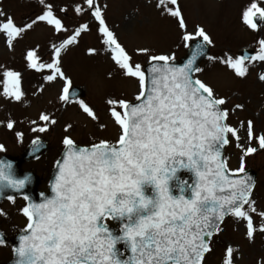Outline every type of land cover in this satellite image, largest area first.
Returning a JSON list of instances; mask_svg holds the SVG:
<instances>
[{
    "label": "snow or ice",
    "instance_id": "obj_1",
    "mask_svg": "<svg viewBox=\"0 0 264 264\" xmlns=\"http://www.w3.org/2000/svg\"><path fill=\"white\" fill-rule=\"evenodd\" d=\"M38 2L44 10L30 23L18 27L10 16L0 22V33L5 35L9 47L37 22H46L57 33L67 31L52 5L46 0ZM84 3L103 44L113 53L112 60L125 77L138 81L137 103L123 99L106 101L120 130L115 142L100 140L90 147H78L70 137L63 138L64 153L55 163L57 172L50 184L51 195L42 194L38 203L23 197L28 203L20 211L27 224L13 249L14 264H206L213 250V237L222 231L221 225L229 216L245 220L247 236L252 239L250 213L256 212L251 199L255 181L245 170V157L257 149H242L239 168L227 169L223 149L230 143L229 136L241 147L240 137L227 123L229 110L223 107L226 99L217 96L196 75L203 71L196 61L205 56V47L213 43L211 38L199 26L194 35L186 31L177 0H157L162 14L179 19V27L185 30L182 41L185 48H191V55L177 66L174 54L154 55L147 48L139 49V53L148 56L146 74L140 64H132L118 43L106 23L103 8L94 0ZM84 11L81 6L75 7L78 15ZM4 16L0 10V17ZM258 19L264 20V8L253 2L242 12L241 20L249 29L256 30ZM87 30V24H80L59 45L52 44L49 63L38 64L34 50L27 51L25 59L29 69L49 70L43 76L46 82L63 81L60 102L76 104L97 121L94 110L71 90V81L62 70V51L78 43ZM192 41L194 45L190 44ZM88 53L95 54L96 50L88 49ZM207 59L218 60L236 77L244 78L248 64L264 62V40L259 41L257 54L250 56L245 52L235 57ZM4 76V95L21 101L19 73L6 71ZM259 79L264 81V74ZM9 82L14 86L12 90L8 88ZM234 107L242 109L243 105ZM39 119L44 123L34 127L33 132L44 133L56 123L45 113ZM6 127L12 130L13 122L9 120ZM21 135L17 132V139ZM248 139L264 149V136H254L251 121ZM32 145V154L38 159L35 154L43 147L42 142L33 140ZM0 151H4L3 145ZM179 170L192 174L191 184L174 183ZM30 182V176L17 178L12 164L0 160V192H19ZM6 198L13 200L11 195ZM259 215L264 217V213ZM107 221L116 223L118 229L113 231ZM3 244L5 240L0 235V245ZM233 252L231 247L226 250L222 264H232Z\"/></svg>",
    "mask_w": 264,
    "mask_h": 264
},
{
    "label": "rangeland",
    "instance_id": "obj_2",
    "mask_svg": "<svg viewBox=\"0 0 264 264\" xmlns=\"http://www.w3.org/2000/svg\"><path fill=\"white\" fill-rule=\"evenodd\" d=\"M46 2L52 5L54 14L62 20L67 31L57 33L46 22H37L15 38L11 47L8 46L5 35L0 33V138L4 133L7 140L11 138L10 132L13 131L5 127L9 120L17 126L8 143L3 141L6 143L4 148L11 153L19 151L18 147L21 145L15 146L14 139H17L19 127L29 136L48 138L53 150L58 149L59 139L64 135L83 144L98 143L100 140L115 142L120 130L108 111L106 101L123 99L131 103L139 92V83L134 78L125 77L112 60L113 53L103 44L96 22L87 11L84 0ZM94 2L103 8L108 27L131 58L132 64H140L143 68L148 60V56L139 53V49L147 48L149 54L154 55L174 54L175 60L186 53L187 48L182 41L185 30L179 27V19L162 14L161 9L157 8V0ZM253 2L264 8V0H177L186 31L194 35L197 26L202 28L213 41L209 45L208 56L217 58L225 55L235 57L242 49L248 50L252 55L258 53L259 41L264 40V20H261L256 30L249 29L241 20L242 12ZM76 6H81L85 11L78 15L75 12ZM62 8L66 11L62 12ZM0 10L5 14L0 17V22L10 16L16 26L22 27L44 9L38 0H0ZM127 18L129 22L125 25ZM80 24H87L89 30L82 32L78 43L62 51V70L70 79L71 86L84 88L85 96L80 99L94 110L97 121L89 118L76 104L60 102L63 81L46 82L43 76L49 74V70L37 72L29 69L25 59L27 51L34 50L38 64L51 62L52 44L59 45ZM88 49H95L96 53L89 54ZM247 66L246 76L238 78L218 60L210 62L206 58L199 66L203 69L202 73L196 74L215 90L217 96L226 99L227 103L223 107L229 110L227 123L237 130L240 137L241 147H237V141L229 136L230 143L224 150L227 169L239 168L242 149H257L255 153L245 157V169L256 173L251 197L255 201L253 206L256 212L250 213L254 227L253 238L249 239L247 236L245 220L228 217L221 226L222 231L213 237V250L207 256L206 264H222L229 247L234 249L232 264H264V231H261L264 217L259 215L264 213V149H260L255 140L250 142L248 139L249 121L252 122L254 136H264V81L259 79L264 74V62L253 61ZM6 71L19 73V87L23 93L19 102L4 95ZM13 87L9 82V90ZM236 104L243 105V108H235ZM41 113L48 114L56 123L50 125L47 134L38 131L30 133V126L34 128L43 125L44 122L39 119ZM101 125L104 127L101 128ZM66 126H70L67 131ZM23 138L25 135L21 139ZM3 142L0 140V145L4 146ZM43 162L41 160L34 164V171L42 174L43 169H47L49 165ZM1 209L5 210L6 207L2 206ZM20 217L18 222L21 221ZM16 225L13 223L12 226Z\"/></svg>",
    "mask_w": 264,
    "mask_h": 264
},
{
    "label": "water",
    "instance_id": "obj_3",
    "mask_svg": "<svg viewBox=\"0 0 264 264\" xmlns=\"http://www.w3.org/2000/svg\"><path fill=\"white\" fill-rule=\"evenodd\" d=\"M257 22H258V20H257ZM193 45H194V44H193ZM205 53L207 54V46L205 47ZM206 54H205V56H206ZM190 55H191V48H190L189 51H188V55H187L184 59L181 60V63H180V64L175 63V64H176L177 66L184 64V63L187 61V59L189 58ZM205 56L199 57V58L197 59V61H196V66H198V63L200 62V60L203 59ZM148 67H149V66H147V68H146V74H147V71H148ZM73 92L76 93V96H77V97L82 95V92H81L80 90H73ZM6 160H8V159H6ZM247 173H248V175L252 176L253 179L255 180V175H254L252 172H247ZM183 174H186V176H187L186 179H184ZM53 180H54V178H52V182H53ZM192 181H193V176H192V174H191L190 172H188L187 170H179V171L177 172V174H176V177H175V181H174V183H175L176 185H179V184H181L182 182H186L187 184H191ZM52 182H51V183H52ZM51 183H50V184H51ZM50 195H51V191H50ZM41 200H42V199H41ZM39 202H41V201H39ZM17 246H18V239L16 240V245H15V247H17ZM14 259H15V257H14ZM125 259H127V257H126ZM12 264H14V260H13V263H12Z\"/></svg>",
    "mask_w": 264,
    "mask_h": 264
},
{
    "label": "flooded vegetation",
    "instance_id": "obj_4",
    "mask_svg": "<svg viewBox=\"0 0 264 264\" xmlns=\"http://www.w3.org/2000/svg\"><path fill=\"white\" fill-rule=\"evenodd\" d=\"M45 174H46V172H45ZM37 176V175H36ZM38 186L39 185H41V186H43V183H42V181H41V178L39 177V179H38ZM44 189V188H43ZM43 189H38V188H36V190H43ZM1 232L3 233V235L7 238V242L10 244L11 243V238L14 236L13 234L12 235H8L5 231H2L1 230ZM7 254H8V252H5V251H3V252H1V256L2 257H6L7 256ZM1 261H3V260H1ZM4 262H6V261H3L2 263H4Z\"/></svg>",
    "mask_w": 264,
    "mask_h": 264
},
{
    "label": "bare ground",
    "instance_id": "obj_5",
    "mask_svg": "<svg viewBox=\"0 0 264 264\" xmlns=\"http://www.w3.org/2000/svg\"><path fill=\"white\" fill-rule=\"evenodd\" d=\"M126 22H125V25L129 22V19L127 18L126 20H125Z\"/></svg>",
    "mask_w": 264,
    "mask_h": 264
}]
</instances>
